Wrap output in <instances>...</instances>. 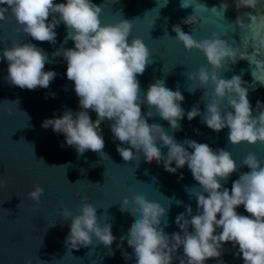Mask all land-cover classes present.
Returning a JSON list of instances; mask_svg holds the SVG:
<instances>
[{"label":"water","instance_id":"water-1","mask_svg":"<svg viewBox=\"0 0 264 264\" xmlns=\"http://www.w3.org/2000/svg\"><path fill=\"white\" fill-rule=\"evenodd\" d=\"M93 3L102 7L104 24H114L120 19L133 22L130 39L142 37L149 47L152 63L138 76L141 97L150 84L160 79L166 81L169 89L181 91L185 97L181 106L186 112L194 106L201 112L192 121L185 115L180 121L182 130H173L155 110L148 116L150 109L143 104L142 114L149 124L163 126L180 143L186 139L196 140L209 144L214 150L223 148L231 152L238 170L226 182L221 181L229 189L241 173L250 171L243 164L250 152L264 162V144L233 145L228 141L229 129L216 132L203 122L207 102L211 100V95L204 97V94L211 93L213 88L201 85L199 80H189L188 76L201 66L211 69V65L199 50L189 52L175 39L173 31L179 26L197 40L210 39L213 33H219L221 39L238 49L237 62L226 63L220 75L224 79L241 77L256 115L264 110V47L258 44L264 39V0H257L253 8H238V0H93ZM190 15H195L196 21L190 25L183 23ZM17 28L10 13L6 20L0 21V51L13 41L36 44L49 55L51 62L46 64L45 71L54 70L57 75L47 89H20L6 80L7 62L0 61V264H26L28 259L32 264H136L134 251L127 242L136 206L134 203L128 206L133 214L121 211L123 198L131 200L142 195L168 209L161 227L171 236L181 232L175 223L178 214L185 213L188 206L192 207L193 214L197 212L198 182L187 166L173 174L165 170L163 162L147 163L142 152L137 153L135 159L125 161L117 152L121 142L114 138L108 120L101 123L100 134L105 141L103 151L109 158L91 150L78 155L73 147H61L65 137L51 128H43L42 122L54 114L63 115L67 109L80 110L74 82L66 76L67 62L62 56H52L61 47L73 48L74 42L69 39L64 43L67 29L62 23L56 28L55 44L35 41L17 32ZM257 47H260L259 53ZM231 110L225 108V112ZM89 114L95 122L97 114L91 110ZM157 146L166 156L168 149L162 144ZM184 146L191 151L188 145ZM64 165L66 169L60 167ZM37 185L45 191L39 206L35 207L28 193ZM84 197L96 207L101 225L111 224L116 239L110 248L95 238L91 245L79 249L66 245L71 220L64 221L61 213L66 207L73 215L79 214ZM237 212L249 215L243 205ZM219 231L221 229H217ZM125 253L129 258H125ZM176 255L173 264H180L183 249ZM221 259L225 264H244L238 247L231 243L224 245ZM207 264H218V261L211 259Z\"/></svg>","mask_w":264,"mask_h":264},{"label":"clouds","instance_id":"clouds-1","mask_svg":"<svg viewBox=\"0 0 264 264\" xmlns=\"http://www.w3.org/2000/svg\"><path fill=\"white\" fill-rule=\"evenodd\" d=\"M256 3L257 0H238L237 7L253 8ZM8 13L16 20L17 32L35 41L55 44L56 28L62 23L67 29L64 43L69 39L74 42L73 48L61 47L52 56H62L67 62L66 76L74 82L80 110L67 109L63 115L54 114L42 122L43 128H51L65 137L61 147H73L78 155L91 150L107 156L103 151L105 141L100 134V125L108 120L114 138L121 142L117 152L125 161L135 159L137 153L142 152L147 163L163 162L165 170L173 174L187 166L198 182L200 191L195 192L197 212L193 214L192 207L188 206L175 220L183 234L175 232L170 236L164 231L161 225L168 209L159 202L142 195L131 200L123 198L121 211L133 214L128 206L133 203L136 206L135 220L127 235L136 264H173L181 248L180 264H207L211 259L225 264L221 257L227 243L238 247L244 264H264V162L250 152L243 160L250 171L241 173L231 189L226 188L221 181L226 182L238 170L231 152L223 148L214 150L209 144L196 140L186 139L180 143L163 126L148 123L142 114L143 104L150 109L148 116L155 110L173 130H182L180 121L185 115L192 121L201 112L198 106L186 112L181 106L185 99L181 91L169 89L164 80L157 79L150 84L145 96L141 97L138 76L152 63V53L142 37L130 39L133 22L120 19L114 24H104L102 7L93 0H66L64 3L0 0V21L6 20ZM195 21L196 16L190 15L183 23L190 25ZM173 31L175 39L189 52L199 50L211 65V69L201 66L188 76L189 80H199L201 85L213 88L211 93L206 91L204 94V97L211 95L203 117L207 127L216 132L229 129L228 141L233 145L264 144V110L253 114L248 90L242 86L240 76L224 79L220 75L226 63L237 62L238 49L221 39L219 33H213L210 39L197 40L179 26ZM258 44L264 47V39ZM260 47L256 48L257 53ZM0 61L7 62L6 80L20 89H47L57 75L54 70L45 71L46 64L51 62L49 55L31 42L13 41L11 46L0 51ZM249 61L252 63V59ZM255 63L259 64L258 61ZM51 96L55 98V93ZM260 104L258 101L257 106ZM225 108L232 110L225 112ZM89 110L97 114L95 122ZM123 144L130 147L125 148L121 146ZM158 144L168 149L166 156ZM60 167L66 169L67 165ZM44 191L37 185L28 193L35 207L39 206ZM241 205L249 215L237 212ZM61 218L71 220L70 232L65 239L70 248L87 247L94 238L110 248L116 239L111 224L101 225L97 209L87 197L82 199L79 214L73 215L65 207ZM217 229L221 231L217 232ZM124 255L129 258L127 253ZM26 264H32L31 259Z\"/></svg>","mask_w":264,"mask_h":264}]
</instances>
